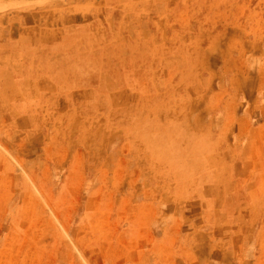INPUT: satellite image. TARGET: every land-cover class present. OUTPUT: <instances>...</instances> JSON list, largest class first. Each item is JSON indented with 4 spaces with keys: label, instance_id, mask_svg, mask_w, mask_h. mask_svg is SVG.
Here are the masks:
<instances>
[{
    "label": "rangeland",
    "instance_id": "rangeland-1",
    "mask_svg": "<svg viewBox=\"0 0 264 264\" xmlns=\"http://www.w3.org/2000/svg\"><path fill=\"white\" fill-rule=\"evenodd\" d=\"M197 4L0 0V264H264V0Z\"/></svg>",
    "mask_w": 264,
    "mask_h": 264
},
{
    "label": "crops",
    "instance_id": "crops-1",
    "mask_svg": "<svg viewBox=\"0 0 264 264\" xmlns=\"http://www.w3.org/2000/svg\"><path fill=\"white\" fill-rule=\"evenodd\" d=\"M76 2L78 6L85 7V5H90L93 8H88L87 10H79V12H75L73 15L77 17V24L79 29L75 32H87V33H103L106 34L110 32L118 33L122 36L123 33H132L137 34L138 32L144 31V26L140 27V30L137 28L139 24L143 25L139 22L144 17L148 16H164L166 15L165 11L168 10H179L183 7L185 16H200L203 14V9L201 6L198 7L197 2H206L212 0H73ZM215 1V0H214ZM225 1H253V0H225ZM183 2V6L179 3ZM196 2V3H195ZM200 5V4H199ZM81 11V12H80ZM192 11L194 13H192ZM83 18H87V25L83 24ZM137 18V19H136ZM76 21V20H75ZM82 21V23H80ZM128 22V24H127ZM85 23V22H84ZM135 39L132 38L133 45H137L140 38L138 35H134ZM80 39H84V36ZM80 41V40H79ZM91 48L96 45L95 41H88ZM83 42L79 43V49L83 46ZM79 58V55H77ZM123 63V59L120 60ZM94 63L97 64V60H94ZM104 63V62H101ZM27 92L24 93V96ZM26 95V96H25ZM8 96L12 97V94L9 92H4L0 90V97ZM17 101V100H15ZM11 104V101H10ZM13 105V104H12ZM126 206L129 208V204H123V209L125 210ZM134 208H138L141 211H136L135 219L142 221V216H144V210L153 209V211L146 212L148 215V219H154L157 217V211L159 209L158 204H136ZM163 217L162 215H160ZM124 218V216H123ZM172 225H167L164 227V234L160 241L172 242ZM173 228V227H172ZM222 259L223 255H220ZM218 260L220 264L221 260Z\"/></svg>",
    "mask_w": 264,
    "mask_h": 264
}]
</instances>
